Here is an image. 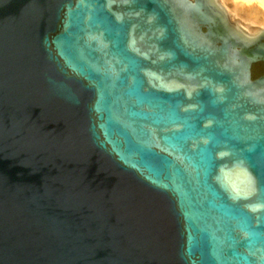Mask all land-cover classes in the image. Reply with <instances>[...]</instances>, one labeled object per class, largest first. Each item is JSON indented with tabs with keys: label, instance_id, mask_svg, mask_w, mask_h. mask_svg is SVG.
I'll return each mask as SVG.
<instances>
[{
	"label": "water",
	"instance_id": "obj_1",
	"mask_svg": "<svg viewBox=\"0 0 264 264\" xmlns=\"http://www.w3.org/2000/svg\"><path fill=\"white\" fill-rule=\"evenodd\" d=\"M0 264H264V28L0 0Z\"/></svg>",
	"mask_w": 264,
	"mask_h": 264
},
{
	"label": "rangeland",
	"instance_id": "obj_2",
	"mask_svg": "<svg viewBox=\"0 0 264 264\" xmlns=\"http://www.w3.org/2000/svg\"><path fill=\"white\" fill-rule=\"evenodd\" d=\"M218 1L222 3V6L225 8L229 19L236 21V23L243 29L247 31H251L259 27L264 28V0H218ZM237 8H243L247 11L252 12L251 14L253 15L254 18H250V17L247 18V16H245L243 12L242 13L237 12L236 10Z\"/></svg>",
	"mask_w": 264,
	"mask_h": 264
},
{
	"label": "bare ground",
	"instance_id": "obj_3",
	"mask_svg": "<svg viewBox=\"0 0 264 264\" xmlns=\"http://www.w3.org/2000/svg\"><path fill=\"white\" fill-rule=\"evenodd\" d=\"M221 2H222V1H221ZM223 4H224V3H223ZM221 5H222V3H221ZM224 9H225V8H224ZM236 10H237V12H239V13H240V12H241V13L243 12L244 15L247 16V18H248V17H250V18H254L253 15L251 14L252 12H250V11H247V10H245V9H243V8H237ZM253 13H254V12H253ZM236 14H237V13H236ZM241 15H242V14H241ZM243 17H244V16H243ZM252 23H253V22H252ZM251 31H253V30H251Z\"/></svg>",
	"mask_w": 264,
	"mask_h": 264
}]
</instances>
